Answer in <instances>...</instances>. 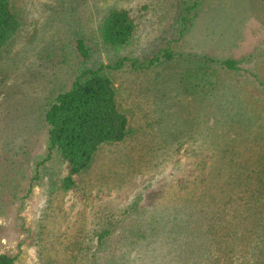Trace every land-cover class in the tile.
Masks as SVG:
<instances>
[{
    "label": "rangeland",
    "instance_id": "374dc122",
    "mask_svg": "<svg viewBox=\"0 0 264 264\" xmlns=\"http://www.w3.org/2000/svg\"><path fill=\"white\" fill-rule=\"evenodd\" d=\"M14 7L23 26L0 54V254L15 264H205L219 250L212 239L223 236L207 235L208 226L225 220L254 229L250 219L239 223L240 197L264 191V0H200L179 40L183 0H14ZM122 9L137 30L114 49L100 30ZM164 48L176 58L151 69L129 62L106 69L133 133L102 146L64 191L70 166L49 153V104L83 67L145 61ZM205 57L242 60V69ZM103 229L112 233L101 245L95 233Z\"/></svg>",
    "mask_w": 264,
    "mask_h": 264
},
{
    "label": "trees",
    "instance_id": "16d2710c",
    "mask_svg": "<svg viewBox=\"0 0 264 264\" xmlns=\"http://www.w3.org/2000/svg\"><path fill=\"white\" fill-rule=\"evenodd\" d=\"M200 0H183V8L175 28L176 40L181 39L192 22ZM23 23L14 7V0H0V54L18 35ZM137 26L128 10H115L106 16L100 34L105 45L121 49L128 46ZM77 50L84 60L90 52L82 40ZM176 54L170 48L161 49L152 58L139 61L121 58L115 66L97 69L81 68L70 88L61 92L49 104L45 121L48 127L49 153L57 152L70 166L61 188L70 191L76 187L75 178L90 169L100 148L107 144L124 142L132 133L129 115L120 107L118 91L106 69L118 70L130 63L133 69H151L163 62L172 61ZM207 64H216L229 71H241L242 60H216L205 57ZM248 193V192H246ZM264 191L254 190L240 197L244 216L242 221H252L254 229L239 231L237 222L221 220L205 230L207 235L223 232L221 239H212L219 250L212 251V258L205 264H264ZM250 219V220H249ZM226 223L225 225H223ZM218 225V226H217ZM217 227V229H214ZM112 231L103 229L95 233L98 244L106 243ZM224 245V249H222ZM221 253H220V252ZM220 253V254H219ZM16 258L0 254V264H15ZM116 263V262H115ZM114 263V264H115Z\"/></svg>",
    "mask_w": 264,
    "mask_h": 264
}]
</instances>
